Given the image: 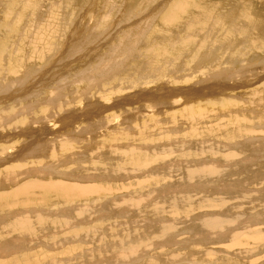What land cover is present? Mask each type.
I'll use <instances>...</instances> for the list:
<instances>
[{
    "label": "rangeland",
    "instance_id": "rangeland-1",
    "mask_svg": "<svg viewBox=\"0 0 264 264\" xmlns=\"http://www.w3.org/2000/svg\"><path fill=\"white\" fill-rule=\"evenodd\" d=\"M25 1L26 0H24L22 5H20L19 3H17L16 0H0V48H1L0 51H2L1 52L2 59L0 61V67L4 68L3 69L4 73H7V75L6 74L0 75V78H2L0 79V100L2 99V101L3 100L5 101V102L3 101V103L0 102V120H2L0 125L1 126L3 125L4 127L3 128L0 126V132H1L0 139L5 138V135H3L4 134L3 131H6V133H12V136H13L12 140L17 142V144H20L18 145L20 148L21 147L26 148L27 146H29L27 145L29 142V144L31 145L30 147L33 149V152H37V154L35 155V157H33V155H31L32 157L29 155V156L21 158L19 157L21 155L20 154L21 152L18 151L16 155H15V152L13 153V155L8 153L9 155L8 157V155L7 156L5 154L2 155V150L6 148L2 147L1 146L2 141L0 142V158L3 157L4 155H5L4 157H8V159H5V158L0 159V171L1 172H3L4 169L10 168L14 165L18 166L17 163L21 162L20 166H18L19 168L21 167L20 170L17 169V171H15V173L17 174L16 175L17 182L11 185L6 184L5 186L0 187V212L6 209L12 208V211H7L6 214L3 216L0 215V264H264V134H263L264 127L259 126V124L263 125L264 121H260L257 117L252 116V118L254 117L255 119L253 118L254 121L252 120V118L250 120L253 121L254 125H256V128L258 130L255 129L254 126H248L246 123L243 124L245 126L244 127L245 129L243 128V130L246 132H251L252 130H255V132H258L259 134L255 133V137L248 136V138L246 137L247 139H245L244 137L237 136V139L235 141H230V142L228 141L225 142L224 139L218 140L217 138L219 136L216 133H213V129L211 128L220 130L219 134L220 136H222V128L223 126H225V122L230 121L235 118H241L237 116L235 113H232L231 111L228 112L229 114L226 113L227 116L222 115V114L220 115V113L218 112H209L207 114V119H206L207 121L202 120V122L199 123L197 131L198 133L203 134V135L211 132L212 136L214 137L213 139L208 137L209 139L207 140V136H206L204 141L202 142H198L197 138H194L193 140L189 139L190 141L184 140L185 139L184 137L190 136V133L192 134V131H190V129L194 130L195 127L197 126L194 127L193 125L192 127L194 129L192 127L189 129V127L187 126V129H182L183 131L181 132L180 130L174 131V130H170L171 128L170 124H172L171 123L172 121L171 120L167 121L164 118H162L160 121L161 124H163L164 126L166 125V128L165 127L163 128L164 134L162 135V137L163 138L177 137V136L179 137L177 140L173 141L172 148H170L168 144L167 145L164 143L162 144V142H160L158 145L154 143H150L149 146L148 145L142 146V144H144V141L139 140L137 138L138 141L134 143L135 145L137 144L135 146V153L131 154V157L129 156L126 159L122 157H116L114 152L106 149V150H103L101 153H99L98 156H92V153H89L91 157L88 156L87 154L78 155L79 157L82 158V161H80L81 167L78 166L80 168L79 172L77 170H73L75 163H72V164L68 163L66 165H62L63 163H66L67 161L65 159L63 160L62 163H58L59 164L58 166L64 169L62 172L59 169L54 168L51 170L49 169L50 172L46 171L48 174L47 175L48 177L47 176L42 177V176H39L38 174V171L41 170V168L43 170V166L47 165L46 163L50 162L47 165L48 167H50L49 165H52L51 162L53 160L56 161L57 159L61 158L60 156H57L56 160L53 159V156L49 154L50 151L49 152L47 151L49 149L47 150L44 149L46 146L45 142L42 145V149H40L39 145L41 144V142L43 140H49V138L51 139V137L53 136L51 132H53V130H54V134L60 132L61 130L67 131V128L66 129L61 128V127H64L63 119L65 118V116L72 117V116H75V114L77 115L76 112L80 105L84 103H88L86 105V108H89L88 105L92 106V104L95 106L100 105V103L102 102V99L105 98L106 94L108 95V93L111 92L112 86L110 85V83L108 84V82H103L104 81L103 79V81L101 82H96V84L99 83V87H100L98 88L99 90L97 91V89L94 90L93 88L94 90L93 91L91 89V91L87 93L89 96L87 95L86 100L84 102L81 96L82 94L80 93V96H79L76 94L77 93L76 91H77V88L79 87L81 89H84L86 82L79 83L78 80L76 79H78L79 76L81 77L82 73H83V76L86 75L87 73L91 74V72L95 74H99L101 72V69L103 68L102 66L105 65L104 62H100V61H103L104 58H105L104 60L105 62H109L111 60L108 58V56H105V55L110 54V57H111V55L115 53V50L118 49L116 45L120 43L121 41L120 39H122V36L124 34L126 35V32L129 31L130 29L129 27L137 25V27L135 28H138L139 27L138 24L140 25L144 24L146 25L145 29L140 27L143 30L144 42L147 38H150V37L156 40H154V42L151 41L150 44H148L147 42L146 43L147 46L146 44H144L145 46L143 44H139L141 45V49L139 45L132 46L129 50V55L127 57V60H124V58L120 59L119 57V61L123 60V62L121 61L119 65L118 64L116 65L117 68L115 67V69H113L115 71H117V69L119 70L115 72L117 74L115 75L114 71L112 72L114 76L112 75L111 71L105 74V76L107 77L106 79L109 82H113V81H116V79H118L113 85V87H115L114 89H120L121 95L120 93H118L115 98L114 92L110 93V95L112 96L111 98L113 99L115 98L116 101L118 100V98L120 99L121 97L122 98L124 97V99L121 98L120 100H118L119 102L121 101L123 103L125 99H127L128 97L129 100H127V102L131 100L130 102L132 103V100L134 99L133 100V103H134L139 99L140 96H144V95L151 96L152 94V96L154 97L155 92L153 91H156V88L157 90L160 89L161 91H163L164 90L163 87H164L166 92H171V90L173 91V89H175L174 91L175 92L177 91V94H179L178 98H180V100L178 99V101L179 103H181L180 105H184L186 101H190L189 99L190 97L187 98L186 96L187 94L184 96L185 89H188L187 90L188 92L190 90L193 91L194 88L197 90H200V88L203 89L204 87L205 88L207 87L208 89L210 87L208 85L215 86L216 83L213 84V82H215V80L217 81V79L218 80L222 79V77H220L218 73L220 70L225 68V67L221 68V66L219 65L220 62L222 61L223 54H222V57L220 56L219 58L221 61L219 59L215 60L211 62V64L214 63V65L210 66V68L214 69L213 72H216L215 74L217 75V79L214 77V75H211V73L210 75L207 74L209 72V69H208L209 67H207V65L205 66L207 67V69L206 68L203 69L202 67H199V64H198L199 61L197 59H199L202 56L204 51L207 50L208 52L211 49L210 43L207 42V39L204 36H202V34L200 36V39L196 41V44L194 43L193 48L191 49L188 46L187 48L184 47L185 49L180 48L182 46L175 47V46H172L173 43L167 44L168 48H167V45L163 47L165 48L164 50H165L166 55L164 56L163 54H161L163 56L161 57L160 54H158L161 58L158 64L160 65L159 67L153 68V66L150 63L147 64L145 60L143 61L141 59V56L145 54L144 53L145 48L155 45L154 43H159L161 41L160 37H158L159 35L160 36L164 35L165 37L170 32L172 34L170 40H173L175 43H181V45L182 43H184L183 40L185 39L186 35L189 36V33L187 32L188 27L186 25H183L181 28H179L180 23L175 22V23L170 24V26L167 27L168 29L167 28L165 29V26H163L160 21V18L166 13V9L170 5H172L173 2L177 0H153V1L130 0L131 4L133 3V5L131 6V9L128 10L129 12L133 10L134 12L137 13L138 11L137 9L145 2L147 6L145 5L143 6V8L140 7L141 11L143 9L144 10L143 12L140 11V13L138 11L139 13V14L137 13L138 16H136L137 15L136 13L135 15H131V13L126 14V12H128L126 10L127 9L126 5L121 6L122 8L124 7V9L126 8L125 9L126 11H124L123 13L125 15L124 18L122 17L123 15H121V12L123 10L120 11L116 15V17L114 15H111V13L108 14L110 16H113V18H115V19H112V21L116 25L114 28V32L111 33L110 35H108L106 32L108 29L104 31L103 29H105V27L102 29L100 26H98L100 22L99 23L97 22L98 28L100 27L99 28L100 32H97L95 30L98 33V35L97 33L94 32L93 30L94 28L92 27H91L92 29H90L91 31L89 30L90 32L89 31L87 32L86 30L82 31L81 25L84 23L85 20L89 22L88 19L90 17L88 18V16H94V18H96L97 16H100L101 18L103 14L105 16L107 15L106 13L102 14V12H100L101 15H99V12H97L96 15L97 14L98 15L95 16V12L99 9L100 6H102V9L103 7L106 8L105 6L106 4L104 5L102 2L103 0H89L86 5L88 7L84 5V3L86 4L87 0H84V1L82 0V2L80 3L82 5L78 7L79 9L78 11L75 10L74 6L68 4L67 2L66 4H68L70 7L72 6V8L74 9L73 11L75 12L73 13V11H70L69 14H73V15L68 14L66 17L67 21L69 22L65 23V25L62 24V27L67 30V31L64 30V32L66 33L62 32L61 30L60 33L58 32L59 34L57 33L55 36V37L58 36V39L53 37V45H52V48L49 50V54H48L49 56L47 55L48 58L46 56L43 60L39 61L38 63H33L30 66L26 65L27 63H25L26 56H30L32 54L31 48L28 47L26 44H24V38L26 35V31H25L26 28H24V26L28 25V23L25 21L27 18L32 19L35 13L40 14L41 9L51 7V0L41 1V2L45 1L42 4L48 5V7L42 5L39 0H32L31 2H35V5H33L34 6L33 12H28L27 9L24 8L25 5L27 6V4H24L26 3ZM108 1L109 0H107L106 3H108ZM195 1L199 7L201 5V8H204V7L205 9L209 8L210 11L217 12V13L224 12L225 7L229 8L230 3L235 2V0H231V1L225 0L224 2L209 1V0H195ZM199 1L201 2L205 1V2L200 3ZM147 2L149 3L147 4ZM104 3H105V0H104ZM137 4L140 5L138 8H137L138 6ZM165 4H167V6ZM202 5H205V6H202ZM149 6H151L152 8ZM155 7L158 11V14L159 13L160 14L156 15L157 19L153 20L154 19L153 14H155L156 11L152 12L151 9L155 10ZM94 8L95 10L96 9L97 10L92 11L94 10ZM105 8L103 12L109 11L107 10V8L106 9ZM134 8H137V9L135 10ZM11 9H13L14 11L18 9V11H21V14H24V17H22V21L26 23L24 26L22 23L20 24L18 22L17 15H13L9 13ZM84 9H87L85 11H87L88 14L91 13L93 15H88L87 13L86 15ZM80 10L81 12H79ZM71 17L73 18V20ZM121 17H122V20L118 22L119 18L121 19ZM177 19L180 20V18H177ZM94 22L95 21L93 20V23ZM90 23L92 24V21ZM3 26L5 27L3 28ZM76 29L78 30V32L80 30L83 32L82 33L80 31L81 32L80 36L83 35L84 37H86L82 39L79 36V38L83 41L84 39L85 40L87 39L88 41L83 42L79 39L81 41L80 42L79 40H77L78 36L76 34L79 35L80 32L78 33ZM177 29L181 33L178 32ZM92 30L97 35V37L96 35L95 37H93L94 33H92ZM102 30L104 31V33ZM174 30L176 31V33L174 32ZM173 32L175 34H178V33L180 34L177 35L174 39ZM226 34L227 33L225 30H223L222 28H218L217 30L213 31L209 36L221 39L225 37ZM20 36L21 37L23 36V37L21 38ZM72 36H73V39H71ZM91 37H93V39L94 38L96 39L93 40ZM98 37L100 38L105 37L104 38L105 40H100V38ZM197 37L198 35L194 36V39L196 40ZM9 38L11 41H9ZM20 38H21V41L19 40ZM91 41H94V42H91ZM16 42L18 43L16 44ZM73 42H76L77 47L79 45H82V44L83 45L79 49L76 47L75 43ZM105 42H107V44ZM71 43H72V46L70 47ZM96 44L97 45L100 44L101 48L103 49L101 51L100 50L98 51L100 54L98 56L99 58H96V60L94 61L92 59L89 62L86 61L85 59L83 61V57L86 56V54H83V53L84 52L91 53L92 49L89 46L91 45L97 46ZM102 45H104L105 47L104 46L102 47ZM57 46H59V48ZM111 46L113 48H109ZM23 47L24 49H22ZM73 47H76L78 51H76L75 50L76 48L74 49ZM91 47L94 49L93 46ZM253 47L256 51L255 57L256 58L257 56L260 57V58H257L256 62H254L256 65L254 64V68L252 70L255 72V71H258L257 69H259L260 71L262 70V68H264V50L257 48L255 44ZM87 48L88 50L91 49L90 50L91 52L88 51ZM96 48H98V46ZM71 49H73L74 51ZM111 49H112V52H111ZM70 50L73 51V53L76 51L75 52L76 54H71L72 52L69 53ZM185 50H189V51L186 52L187 54L184 55L183 52ZM70 54L73 55V57ZM170 54L174 56L171 57ZM74 55H77V56H74ZM101 55L103 56V60H102ZM192 57L194 58L195 61H193ZM86 58L88 60L90 59L87 56ZM106 58H108L109 61H107ZM46 60L48 64H45ZM127 62H129V64H126ZM100 63H103L104 65L101 64L102 65L101 66ZM109 63H106V64H109ZM193 63H196L197 65H193ZM20 64L22 65L20 66ZM125 65H128V66L126 67ZM180 65L182 67L183 66L185 67H183L182 69ZM190 65H192V67ZM15 66H17V69L19 72L24 73V75L20 77L21 79L15 78V80H13V77H15L17 74L13 72V68ZM90 66H92V68ZM99 66L101 68L98 69ZM143 66H146V67L144 68ZM140 67L141 68L143 67V68L141 69ZM20 68L22 69L20 70ZM191 68L192 70L197 68L195 69V71L197 72L196 73L193 72L194 75L191 74L192 73V70H190ZM234 68L235 67L232 66V69L236 70ZM95 69L97 72H95ZM121 69H124L125 72L122 71ZM143 69L145 70L147 69V70L145 71ZM250 74L251 73L247 72L244 74L245 77L243 75L237 80H235L233 86L234 87L237 86V87L229 90V92L222 91L225 94L229 95V97L224 96V98L228 97V98L237 99L239 101L240 100L244 101L243 100L244 98L245 99L248 98L247 92H249L250 89H252L251 87H253V89L257 88L258 90L259 88H262V86H264V78H262L256 81L257 83L253 82L251 87L242 86L239 88V85L250 84V81H248V77L250 76ZM109 75L113 77L110 76L109 78ZM202 75L204 77H201ZM191 76H194V77H191ZM263 76H264V73H263ZM132 81H134L133 85L137 84L136 87L127 86L126 89L120 88L124 84H128ZM221 82H226V81H221ZM74 83L75 85H73ZM64 84L65 85L67 84V86H65ZM34 85L36 86V88H34L35 91L33 93L29 95L23 94V92L27 88H28L27 90H30V88ZM86 86H88V84H86ZM161 86L162 88H159ZM68 87L70 88L68 89ZM103 87L104 89H102ZM167 87L168 89L171 87L170 88L171 90H168ZM108 88H111V89L109 90ZM142 88H144L145 90H143ZM57 89H63L62 91H64L65 93L60 91L57 95ZM55 90H56V93L50 96V94L53 93ZM100 90L102 91L101 93L99 92ZM147 91L150 93L153 92L154 94L153 93L149 94L147 93ZM99 93L101 94V96ZM194 93L196 92L194 91ZM60 94L63 95V96L62 95L60 96L61 98L58 97ZM92 94H93V97L88 98ZM223 94H219L218 97L223 98ZM13 95H15L16 98H14ZM11 96L13 97V99L9 98ZM133 97H135L136 99ZM92 98H94L95 100L94 99L92 100ZM70 99L73 101H71ZM96 100H97V104L95 103ZM159 100H162V99H159ZM60 101H62V104ZM217 101H221V100L217 99ZM239 101H235V102H239ZM50 102L52 103V105H56L54 106L55 108L52 107L54 110H52L50 106L51 105ZM54 102L55 103L57 102V103L53 104ZM121 102L120 104H122ZM30 103L32 105H30ZM131 103L130 105L132 106L131 107L132 110H137L139 108L144 112L154 111L152 108L150 110L149 109L146 110V108L142 107L141 106L142 104H140L141 103L140 100H139V103L138 102L134 104L132 103L133 105ZM246 103H247L246 109L250 108V103L248 101H246ZM163 105L161 104V108ZM175 105L176 104L168 105V103H166L162 109L158 108L160 107L158 105L155 108L156 109L155 111H157V109L161 110L162 113L161 112L159 113L156 112V113L157 115L159 114L162 117L164 115V112L166 111L171 112L173 110L174 112L172 113H175L176 109H178V111L184 109V107L182 108L176 107ZM46 106L49 107V109L45 113L44 107ZM58 106L64 107V111L65 110L66 111H65V114L62 115V118L55 121V119L59 117L57 112H56L57 115L54 112V111H57ZM203 107H205L203 104L197 103L194 110L201 111ZM99 108H102V107L99 106ZM24 109L25 111H23ZM113 111H115L114 114L116 113L119 116L123 114V112L125 113L126 110L125 108H122V110L117 109L116 111L113 108ZM113 111H111V113ZM14 112H17V114L19 113V115H24L23 118L25 119V121H28L27 124H30L31 125L30 127L34 128L30 130L34 131L32 134L35 136H31L30 133H25V132H22L21 134L19 130H17V128H15V130L13 131L12 126L15 123V121L24 120L23 118L21 119L19 116L17 117L16 115L11 114ZM214 113L219 114V116H217L218 118L213 117ZM7 114H11L9 118L7 117L8 116ZM106 114L109 115L108 112H106ZM107 115L100 116L99 121L102 120L101 121L102 124L105 123L104 119L107 117ZM43 116L48 117L46 121L42 119ZM223 116L224 117L226 116L225 119H221V118H224ZM96 118L97 117L95 118L93 117L90 119L93 125L96 124L95 122L98 119ZM109 118L111 119V116L105 119V120H108L107 121L108 123L110 121ZM38 119L40 120V122ZM80 121L81 123L76 124L77 128H82L85 125L83 130L81 129L82 130L81 132L83 133V131L85 132L87 130L90 133L89 136L86 135V133H88L87 131L85 132V134H83V136H81L80 134L81 132H79L80 130L76 131L77 132L76 136L73 134H70V136L71 135L72 137L74 136L75 139H78L76 138L77 136L78 137L81 136V138H85V139L90 137V139H92V142L94 141V143H96V140L101 136V135H98L99 131L98 133L95 134V132L97 131L96 129H92V130L91 128L87 129V127L89 128V126L87 125V122L86 121L84 122L82 119ZM137 121H139L140 125H142L141 118L136 119V117L135 118L133 117V119L131 118L129 120L130 123L127 124V127L132 129L131 125H134L135 123H137ZM125 123H128V122L124 121L123 123H121L120 126L119 124H117L116 128H118V130L115 127H114V130H116V132L121 131V129L124 128L123 125ZM54 124L57 127L55 126L53 127ZM72 126H75V125L73 124ZM72 126H69V128ZM135 126L137 127V125ZM141 128H142L141 126L140 128L137 127V132H139ZM249 129L251 131H248ZM261 129H263V131ZM90 130L93 132H90ZM16 131L18 133H14ZM231 132L233 131L231 130ZM226 133H227V130H226ZM54 137L55 136H53V138ZM180 137L183 138L182 139L183 141L182 140L181 141L183 142L182 146H184V148L181 146V143H179ZM36 139H39V141H37ZM15 142L13 145L15 149L13 150L15 151L17 148L20 150V148L17 147ZM139 143H141V145ZM87 145H89V142L86 145H83V147H86ZM166 146H169V150H172L173 154L175 153L176 155L174 154L175 156L173 157L171 155V157H169L168 159H165V161L164 160L161 161V159H154L155 154H157L156 152H160L161 150L162 152H166ZM83 147H81V149H78V150L80 151L83 150ZM89 148L91 149L90 151H93V149L106 148V146L103 145L102 147H99L97 144H91ZM175 149H178V150L174 151ZM43 150H46V151H43ZM78 150L75 151L76 155H77ZM233 150H236L235 155L239 153L241 156H239V158L231 157V159L229 158L223 159L220 157L221 155L216 153V152H220L224 154L228 151L232 152ZM210 151H211V154H208ZM185 152L194 153V156H193L194 159L186 158L187 159L186 160L184 158L182 162H185V163L181 164L182 167L188 166L189 169H200L201 165L203 166L205 165L207 167V171L205 172L203 171L201 173L200 172L191 173L188 175L186 171L181 170L178 166L175 167V169L172 168L174 165H177L178 163L175 160H180L181 157L183 158L182 154H184ZM200 152H203L204 154L207 152L206 157L200 158V157H204V155H200L201 154ZM57 153L58 152H55V154ZM108 154L110 155L108 156ZM100 155L101 157H99ZM195 155H198V156H195ZM11 156H14V158L12 157V160L10 159ZM102 157H105V158H102ZM132 157H134L133 159L135 160H139V161L143 160V161H146L147 163H143L142 164L143 166L133 167L130 164ZM113 158L115 159L113 160ZM122 161L125 163H123ZM28 163H30L31 165L32 164L36 165V168L38 169L40 168L39 170L36 169L37 174L34 171L31 172L32 169L26 170V168H31L33 166V165L32 166L27 165ZM98 164L100 165V168H98ZM213 164L215 166H213ZM146 165H149V166H146ZM33 167L35 168V166ZM44 168L46 169V167ZM23 171L26 172L25 175L23 174ZM29 171L31 173H29ZM53 171H59L58 172L59 174L57 173L53 175L54 174ZM51 172H53V174H51ZM80 172H83V173L97 172L98 176L96 177L95 180L91 181L90 179H87V178H84V180H79L80 184L90 183L92 186H97V187H93L92 190L86 192V194L81 199L72 200V203L75 202L76 204L73 203L69 205L64 200H61V202L57 203V201H59V198H60L58 194L59 192L54 189H52L51 192L48 191V189L45 188V183L49 181L62 182L64 181V179L61 176L74 175V173H75V176H79L81 174ZM28 174L29 176H27ZM22 175L24 177H22ZM29 181L30 183L33 182V184H35V185L31 184L30 186L33 188L32 189L33 191L35 189L33 193H35L36 195L32 193L34 197L32 195L30 196V198L29 196H26V195H21V194L17 195L15 193L17 188L19 187L21 188L25 185H29L30 184ZM38 181H42V184L41 182H38ZM34 182H37L38 184ZM129 187L130 189L128 190ZM93 197H97V199L93 200ZM142 197L144 199L143 202L139 201L140 199H142ZM44 198H47V199H44ZM211 201H213V203L215 204L210 203ZM25 202L29 203L28 205L29 208H23V206L25 207V205L27 204ZM48 203H50L51 205ZM43 204H45V206H43ZM221 204L222 205L226 204L225 206H223L226 209L217 208V207H221L222 206ZM227 204L230 206H228ZM205 206H207V208H205ZM215 206L216 208H213ZM16 207L18 208V210L16 209ZM24 217L25 219H27L26 221L28 222V227L21 228V234H18L17 231H15V229L18 227L16 228H13V227L19 224L18 221L20 222L21 219ZM86 219L88 220L86 221ZM22 231L25 233H23ZM16 234H18L19 236ZM21 235L25 238V239H22L21 241L22 244L20 243V240L22 238ZM26 235L27 237H25ZM238 239L243 240L245 242L244 245L246 246H244L243 248L237 246V247H234V249H229L228 248L229 245H234V243H240ZM42 241H44L45 244ZM38 242H41L42 244L39 245L40 243ZM50 242L54 243V245H52V243ZM247 243L249 244V246ZM20 244L22 246H20ZM82 252L84 254H82ZM5 255H8V256H5ZM41 255L42 257H40ZM52 257H54L53 259H56V261L54 260L51 261ZM58 258H60V260Z\"/></svg>",
    "mask_w": 264,
    "mask_h": 264
},
{
    "label": "bare ground",
    "instance_id": "bare-ground-1",
    "mask_svg": "<svg viewBox=\"0 0 264 264\" xmlns=\"http://www.w3.org/2000/svg\"><path fill=\"white\" fill-rule=\"evenodd\" d=\"M17 1V3H19L20 5H22V3L24 2V0H16ZM32 0H26L25 2L26 3H24V4H27V6L25 5L24 6V8L25 9H27V11L28 12H33V10H34V6L33 5H35V2H31ZM40 2L42 1V0H39ZM84 1V0H83ZM88 1L89 0H87L86 1V4L84 3V5L86 6L87 5V3H88ZM106 1L107 0H105V3H104V0L102 1L103 2V4L106 6V8H107V10H109V11H105V12H103V10H104V8L105 7H103V9H102V6H98L99 7V9L96 11L95 10V8H94V10H92V11H96L95 12V16H97L96 15V13L97 12H99V15H101L100 14V12H102V14L103 13H106L107 15L105 16L104 14L102 15V17L100 18V16H97L98 18H100V19H98L97 17L96 18H94V16H88V20H89V22H87V20H85V19H87V18H85L84 20V23H83V21H82V31H89L90 29H92V28H94L93 30H94V32L95 33H97V32H100V27L103 29L104 27H105V29H103L104 31H106L107 29V34L108 35H110L111 33H113L114 32V28H115V23L112 21V19H115V18H113V16H110V15H108V14H110L111 13V15H114L115 17H116V15L120 12V11H122L121 12V15H123L122 17L124 18V11H128V10H130L131 9V6L133 5V3L131 4V2H130V0H109L108 1V3H106ZM129 1V2H128ZM150 1H153V0H150ZM209 1H222V2H224L225 0H209ZM231 1V0H230ZM5 2V1H4ZM37 2V1H36ZM43 2H45V1H43ZM43 2H41V4L43 3ZM47 2V1H46ZM68 2V4H70V5H72V6H74V8H75V10H79L78 9V7H80V5H82V4H80L81 2H82V0H51V7H48V5H45V4H42V5H44V6H47L48 8H44V9H41L40 10V14H37V13H35V15H34V17L32 18V19H30V18H27L26 19V21L25 22H27L28 23V25H26V26H24L26 23L25 22H23L22 21V17H24V14H21V11H18V9L16 10V11H14L13 9H11L10 10V12L9 13H11V14H13V15H17V17H18V22L21 24H23V26H24V28H26V35H25V38H24V44H26L28 47H30L31 48V50H32V54L30 55V56H26V62L25 63H27L26 65H28V66H30V65H32L33 63H38L39 61H41V60H43L48 54H49V50L52 48V45H53V37L54 38H57L58 39V36L57 37H55L56 36V34L59 32L60 33V31L62 30V32H64V30L65 31H67L66 29H64L63 27H62V24L63 25H65V23H68L69 21H67V15L69 14V12L70 11H73L74 9L72 8V6L70 7L68 4H66ZM137 2V1H136ZM168 2V1H167ZM200 3H204V2H201V1H199ZM50 3V2H49ZM149 2H147V4H148ZM155 3V2H154ZM4 4V3H3ZM47 4V3H46ZM135 4V3H134ZM157 4V3H156ZM160 4V3H159ZM5 5H7V4H5ZM83 5V6H84ZM96 5V4H95ZM99 5V4H98ZM122 5H126V7H127V9L125 10L124 9V7L122 8L121 6ZM138 6H137V8L140 6L139 4H137ZM146 5V2L144 3V4H142L140 7H142L143 8V6H145ZM166 6H167V4H165ZM40 6V5H39ZM38 6V7H39ZM130 6V7H129ZM147 6V5H146ZM154 6H156V5H154ZM165 6V7H166ZM202 6H205V5H202ZM207 6V5H206ZM218 6V5H217ZM36 7V6H35ZM86 7H88V6H86ZM134 7V6H133ZM134 8L135 10L137 9L138 11H139V13H140V9L141 8ZM149 7H151V6H149ZM158 7V6H157ZM164 7V8H165ZM213 7V6H212ZM14 8V7H13ZM105 8V9H106ZM152 8V7H151ZM150 8V9H151ZM162 8V7H161ZM160 8V9H161ZM81 9H83V8H81ZM88 9V8H87ZM87 9H84V11L85 10H87ZM92 9H93V7H92ZM35 10H36V8H35ZM89 10H90V8H89ZM144 10V9H143ZM143 10L141 11V12H143ZM154 9H151V11L152 12H155V14H153V20H155V19H157L156 18V15H159L158 14V11H157V9H156V7H155V10L153 11ZM38 11V10H37ZM132 11V12H131ZM129 13L128 12H126V14H130L131 13V15H135V13L136 12H134L133 10H131ZM138 11H137V13H138ZM162 11V10H161ZM75 11H73V13H74ZM79 12H81V10L79 11ZM78 12V13H79ZM7 13V12H6ZM88 14V12L87 11H85V14ZM132 13H134V14H132ZM136 13V14H137ZM138 13V14H139ZM84 14V15H85ZM86 14V15H87ZM138 14L136 15V16H138ZM33 15V14H32ZM69 15H73V14H69ZM88 15H93V14H88ZM140 16V15H139ZM27 17V16H26ZM76 17V16H75ZM85 17V16H84ZM122 17H121V19L119 18V20H118V22L119 21H121L122 20ZM6 18V17H5ZM69 18V17H68ZM72 18V17H71ZM111 18V19H110ZM133 18V17H132ZM135 18V17H134ZM177 18H180V20H178ZM117 19V18H116ZM9 20V19H8ZM72 20H73V18H72ZM93 20L95 21L94 23H93ZM67 21V22H66ZM76 21V20H75ZM78 21V20H77ZM92 21V24L90 23ZM111 21V22H110ZM160 21H161V23H162V25L163 26H165V29L167 28V27H169L170 26V24H172V23H177V22H179L180 23V27L179 28H181L183 25H186L187 27H188V33H189V36H187L186 35V37H185V39L183 40V42L184 43H182V45H181V43H175L173 40H170L171 39V33L169 32V34L168 35H166L165 37H164V35H159L158 37H160V39H161V41L159 42V43H154L155 45H152V46H150V47H147V48H145V51H144V55H142L141 56V59L144 61L145 60V62L147 63V64H151L152 66H153V68L154 67H159L160 65H158L159 64V62H160V56L161 57H163L161 54H163L164 56L166 55V53H165V48H163V47H165L167 44H172L173 43V45L172 46H175V47H180V46H182V47H180V48H183V49H185L184 47H186L187 48V46L191 49V48H193V45H194V43L196 44V41L197 40H199L200 39V36H201V34H202V36H204L206 39H207V42H209L210 43V47H211V49L207 52V50L206 51H204V53L202 54V56L199 58V59H197L199 62H198V64H199V67H202L203 69L204 68H206L207 69V67H209L208 69H209V72L207 73V74H209L210 75V73H211V75H214V77L217 79V75L215 74L216 72H213L214 71V69L213 68H210V66L211 65H214V63H212L211 64V62H213V61H215V60H218L219 58H220V56L222 57V54H223V58H222V61L220 62V66H221V68L222 67H225V68H223L222 70H220L219 71V73H218V75L220 76V77H222V79L221 80H218L217 79V81L215 80V82H213V84H215V86L213 85H208V86H210L208 89H207V87L205 88H200V90H197V89H193V91L192 90H190V91H192V92H188L187 90L188 89H185V91H187V92H185L184 91V96L186 95L187 96V98L188 97H190L189 99H190V101H186V103H184V105H180L181 103H179V101H178V99L180 100V98H178L179 97V94H177V91L175 92L174 90L175 89H173V91L170 89L171 87H173V86H171L169 89H168V87H167V89L168 90H171V92H166V90H165V88L163 87V89L165 90H163V91H161L160 89H158L157 90V88H156V91H153V92H155V96L153 97L152 96V94L151 93H153V92H148L147 91V93H149V94H151V96H149V95H144V96H140L139 97V99L136 101V102H138L139 103V100H140V104H142L141 106L142 107H144V108H146V110L147 109H153L154 111L156 110L155 108L159 105L160 107H158V108H160V109H162L163 107H164V105L166 104V103H168V105L170 104V105H174V104H176L175 106L176 107H184V109L183 110H179L178 111V109H176L175 110V113H172V112H174L173 110L171 111V112H164V115L161 117L159 114L157 115V113L156 112H161V110H158L157 109V111H148V112H144V111H142L141 109H137V110H132L131 109V105H130V103L129 102H127V100H129L128 99V97H127V99H125V104H124V102L122 103L121 101V103L122 104H120V102L118 101V100H120L119 98H118V102L115 100V98H116V95L118 94V93H120L121 91H120V89H114L115 87H113V85L115 84V82L118 80V79H116V81H113V82H109L106 78V76H105V74L106 73H108V72H110L111 71V73L114 71V74L116 75L117 73H115V72H117V71H119L118 69H117V71H115V70H113V69H115V67H116V65L118 64H120V62L122 61L123 62V60H121V61H119V57H120V59H123L124 58V60H127V57H128V55H129V50H130V48L132 47V46H137V45H139V44H146L147 42H148V44H150V42L152 41V42H154V40H156V39H152V37H150V38H147L146 40H145V42H144V39H143V30L140 28V27H142V28H144L145 29V27H146V25H144V24H142V25H140V24H138L139 25V27L138 28H135V27H137V25H134V26H132V27H129L130 29H129V31L128 32H126V35L124 34L123 36H122V39H120L121 41H120V43L118 44V45H116L117 46V50H115V53L114 54H112L111 55V57H110V54L108 55V54H106L105 56H108V58L109 59H111L110 61H109V59L108 58H106L107 59V61H109V62H105L104 60H105V58H104V60H103V56H102V60L103 61H100V59H99V61L100 62H104L105 63V65L103 64V63H100V65L101 64H103L104 66H102L103 68L101 69V72L98 70L99 68H101L100 66L98 67V71L100 72H98L99 74H95V73H92L91 71V74H86V75H84L83 76V73L81 74V77L79 76V78L78 79H76V80H78V82L80 83V82H86L85 83V87H84V89H81L80 87L79 88H77V95H79L80 96V93L82 94L81 96H82V99H83V101L85 102V100H86V97H87V93L89 92V91H91V89L93 90V88H94V90L95 89H97V91L99 90L98 88H100L99 87V83L98 84H96V82H101V81H103V79H104V81L103 82H108V84L110 83V85L112 86V89L111 88H108L109 90L111 89V92H109L108 93V95L106 94V96H105V98L104 99H102V102L100 103V105H93L92 104V106H90V105H88L89 106V108H86V105L88 104V103H84V104H82L81 102V104L82 105H80L79 106V108H78V110H77V115L75 114V116H77V117H75V116H70V117H66L65 116V118L63 119V123H64V127H61V128H67V131H64V130H61L60 132H58V133H56V134H54V130H53V132H51L52 133V135L53 136H55L54 138H53V136L51 137V139L49 138L50 137V135H49V140H43L42 142H41V144L39 145V147H40V149H42V145H43V143L45 142V144H46V146H45V148L44 149H49V150H47L48 152H49V154L50 155H52L53 156V159H57L56 157L57 156H60L61 158L60 159H57L56 161H52L51 162V164L52 165H49L50 167H48L47 165H48V163H50V162H48V163H46L47 165L46 166H43V170H42V168H41V170H39L38 168H36V165H33V166H35V168L30 164V163H28L27 165H31L32 167L31 168H26V170L27 169H32V171L31 172H35L36 174H37V170H39L38 171V174H39V176H42V177H44V176H47L48 174H47V172L49 171V169L51 170V169H54V168H56V169H59L61 172L64 170L63 168H61L60 166H58L59 164L58 163H62L63 162V160H67L66 161V163H63L62 165H66V164H68V163H75V168L73 167V170H77L78 172H79V167H81V164H80V161H82V158L81 157H79L78 155H80V154H87L88 156H90L91 157V155L89 154V153H92V156H98L99 155V153H101L103 150H111L112 152H114L115 153V156L116 157H122V158H124V159H126V158H128L129 156L131 157V154H133V153H135V146L137 145H135L134 143L136 142V141H138V139L139 140H142V141H144V144H142V146H146V145H150V143H154V144H159L160 142H162V144L164 143V144H168L169 146H170V148H172V143H173V141H175V140H177L179 137L177 136V137H168V138H163L162 137V135L164 134L163 133V128L165 127L166 128V125L164 126L163 124H161V119L162 118H164L165 120H171L172 122V124H170V130H174V131H179L180 130V132L181 131H183L182 129H187V126L189 127V129L194 125V127L195 126H197V127H195V129L194 130H192V129H190V131H192V134L190 133V136H186V137H184L185 139V141L186 140H189V139H194V138H197V141L198 142H202V141H204V139H205V137L207 136V140L209 139V138H212L213 139V137L214 136H212V133L211 132H209V133H207V134H200V133H198V126H199V123L200 122H202V120H204V121H207L206 119H207V114L209 113V112H218V113H220V115L222 114V115H226V113H228L229 111H231L232 113H235L237 116H239V117H241V118H235V119H232V120H230V121H227V122H225V126H223V128H222V136H220V134H219V131L220 130H216L215 128H211V129H213V133H216L219 137L217 138L218 140H221V139H224L225 140V142L226 141H228V142H230V141H235L236 139H237V136H239V137H244L245 139H247L248 138V136H251V137H255V133H258V132H255V130H248V131H251V132H246V131H244L243 130V128L245 127L243 124H247L248 126H254V128L255 129H257L256 128V125H254V123H253V121H254V117H257L260 121H264V86H262V88H259L258 90H257V88L256 89H253V87H251V85H252V83L254 82H256V81H258V80H260V79H262V78H264V76H263V73H264V68H262V70H260L259 71V69H257L258 71H253L252 69L254 68V62H256L257 61V58H260V57H258L257 56V58L255 57V53H256V51H255V49H254V44L256 45V47L257 48H259V49H262V50H264V0H235V2H231L230 3V7L228 8V7H225V11L224 12H220V13H217V12H213V11H210V9L209 8H207V9H205V7L204 8H201V5H200V7L197 5V3H196V1L195 0H177V1H175V2H173V4L172 5H170L167 9H166V13L160 18ZM9 22V21H8ZM71 22V21H70ZM97 22L99 23L98 24V26H100L99 28H98V26H97ZM4 23V22H3ZM69 25V24H68ZM77 26H78V24H77ZM5 26H3V28H4ZM92 27V28H91ZM97 27V28H96ZM18 28H20V27H18ZM68 28V27H67ZM135 28V29H134ZM163 28V27H162ZM218 28H222L223 30H225L226 31V36L225 37H223V38H221V39H218V38H214V37H211V36H209L213 31H215V30H217ZM7 29V28H6ZM14 29V28H13ZM77 29H79V28H77ZM76 29V31L78 32V30ZM168 29V28H167ZM12 30V29H11ZM93 30H92V33H94L93 32ZM97 32H96V31ZM102 30V31H103ZM172 30V29H171ZM176 30V29H175ZM174 30V32L176 33V31ZM81 31V30H80ZM79 31V32H80ZM81 31V32H82ZM91 31V30H90ZM89 31V32H90ZM104 31H103V33H104ZM165 31V30H164ZM177 31L178 32H180L178 29H177ZM78 32V33H79ZM81 32H80V34L78 35V34H76L77 36H78V39L77 40H79L80 38H79V36L81 35ZM87 32H86V34H87ZM173 32V33H174ZM58 33V34H59ZM64 33H66V32H64ZM76 33V32H75ZM83 33V32H82ZM94 33V35L93 34H91V35H93V37H95V34ZM174 33V39H175V37L177 36V35H179L180 33H178V34H175ZM8 34V33H7ZM89 34V33H88ZM187 34V33H186ZM14 35V34H13ZM62 35V34H61ZM64 35H66V34H64ZM63 35V36H64ZM67 35H68V33H67ZM97 35H98V33H97ZM97 35H96V37H97ZM157 35V34H156ZM155 35V36H156ZM196 35H198V37H197V39L195 40L194 39V36H196ZM60 36V35H59ZM99 36H100V34H99ZM168 36H170V37H168ZM17 37V36H16ZM21 37V36H20ZM23 37V36H22ZM21 37V38H22ZM61 37V36H60ZM67 37V36H66ZM82 39L83 38H86V37H84L83 35L82 36H80ZM90 37V36H89ZM93 37H91L92 39H93ZM105 37H106V35H105ZM104 37V38H105ZM120 37V36H119ZM6 38H7V36H6ZM21 38L19 39L20 41H21ZM75 38V37H74ZM98 38H100V37H98ZM104 38H100V40H105ZM173 38V37H172ZM14 39V38H13ZM71 39H73V36L71 37ZM94 39H96V38H94ZM93 39V40H94ZM159 39V40H160ZM179 39V38H178ZM59 40H60V38H59ZM62 40V39H61ZM66 40V39H65ZM81 40V39H80ZM79 40V41H80ZM181 40V39H180ZM9 41H11L10 40V38H9ZM78 41V42H79ZM81 41H83V40H81ZM80 41V42H81ZM84 41H88L87 39L85 40L84 39ZM83 41V42H84ZM107 41V40H106ZM14 42V41H13ZM72 42V41H71ZM91 42H94V41H91ZM109 42V41H108ZM2 43V42H1ZM9 43V42H8ZM11 43V42H10ZM18 42H16V44H17ZM55 43V42H54ZM59 43V42H58ZM61 43V42H60ZM63 43V42H62ZM69 43V42H68ZM73 43H75V45H76V42H73ZM100 43H101V41H100ZM106 44H107V42H105ZM110 43V42H109ZM108 43V44H109ZM95 44V43H94ZM103 44V43H102ZM112 44V43H111ZM75 45H73V46H75ZM83 45V44H82ZM82 45H79L78 47H77V45H76V47L77 48H79L80 49V47H82ZM97 45V44H96ZM60 46V45H59ZM59 46H57L58 48H59ZM66 46H67V44H66ZM72 46V43L70 44V47ZM89 46V45H88ZM91 46H95V45H91ZM91 46H89L90 48V50L92 51H90V50H88V48H87V50L88 51H90L91 53H86V52H84L83 54H86V56L88 57V58H90L89 60L86 58V56L85 57H83V61H84V59L86 60V61H90V60H92L93 59V61L94 60H96V58H99L98 56L100 55L99 54V50L101 51V50H103L102 48H101V46H100V44L99 45H97L98 46V48H96L97 46H95L94 47V49L91 47ZM100 46V47H99ZM104 45H102V47H103ZM114 46V45H113ZM145 46V45H144ZM146 46H147V44H146ZM25 47V46H24ZM24 47L22 48V49H24ZM50 47V48H49ZM76 47H73L74 49L76 48ZM105 47V46H104ZM115 47V46H114ZM139 47H140V49H141V45H139ZM13 48V47H12ZM16 48V47H15ZM57 48V49H58ZM67 48V47H66ZM77 48L75 49L76 51H78L77 50ZM109 48H113L112 46L111 47H109ZM159 48V49H158ZM167 48H168V45H167ZM1 49V48H0ZM5 49V48H4ZM44 49V50H43ZM55 49H56V47H55ZM189 49V50H190ZM14 50V49H13ZM30 50V49H29ZM61 50H63V49H61ZM71 50H73V49H71ZM69 51V53H71V54H76L75 52L73 53V51ZM189 50H185L184 52H183V54L185 55V54H187L186 52H188ZM236 50V51H235ZM4 51V50H3ZM5 51H7V50H5ZM9 51V50H8ZM53 51V50H52ZM64 51H66V50H64ZM1 52L2 51H0V61H1V59H2V56H1ZM111 52H112V49H111ZM110 52V53H111ZM113 52H114V50H113ZM138 52V51H137ZM29 53V52H28ZM55 53V52H54ZM109 53V52H108ZM263 53V52H262ZM20 54V53H19ZM70 54V55H71ZM121 54V55H120ZM158 54H160V56L158 55ZM182 54V55H183ZM189 54V53H188ZM21 55V54H20ZM23 55V54H22ZM137 55V54H136ZM263 55V54H262ZM49 56V55H48ZM48 56H47V58H48ZM64 56V55H63ZM72 57H73V55H71ZM74 56H77V55H74ZM138 56V55H137ZM169 56V55H168ZM170 56L171 57H173L174 55H171L170 54ZM187 56H189V55H187ZM16 57V56H15ZM65 57V56H64ZM63 57V58H64ZM113 57H115V58H113ZM140 57V56H139ZM183 57V56H182ZM186 57V56H185ZM217 57V58H216ZM5 58H6V56H5ZM14 58V57H13ZM46 58V59H47ZM82 58V57H81ZM80 58V59H81ZM193 58V57H192ZM24 59V58H23ZM11 60V59H10ZM15 60V59H14ZM13 60V61H14ZM50 60V59H49ZM52 60V59H51ZM190 60H192V59H190ZM196 60V61H197ZM77 61V60H76ZM82 61V60H81ZM171 61V60H170ZM193 61H195L194 60V58H193ZM238 61V62H237ZM11 62V61H10ZM43 62V61H42ZM80 62V61H79ZM119 62V63H118ZM168 62V61H167ZM71 63V62H70ZM85 63V62H84ZM106 63H109V64H106ZM169 63V62H168ZM197 63V62H196ZM196 63H193V65H197ZM45 64H48L47 63V60H46V63ZM66 64H68V63H66ZM81 64V63H80ZM126 64H129V62H127ZM131 64V63H130ZM143 64H145V63H143ZM182 64V63H181ZM186 64V63H185ZM226 64H227V66H226ZM242 66H241V65ZM258 64H260V63H258ZM22 64H20V66H21ZM40 65V64H39ZM188 65V64H187ZM186 65V66H187ZM207 65V67H205ZM256 65V64H255ZM10 66V65H9ZM38 66V65H37ZM95 66V65H94ZM126 67L128 66V65H125ZM152 66H150V67H152ZM181 66V65H180ZM191 67H192V65H190ZM232 66L233 67H235L234 69H236V70H233L232 69ZM240 66H241V68H240ZM5 67V66H4ZM33 67V66H32ZM71 67V66H70ZM91 68H92V66H90ZM144 68L146 67V66H143ZM142 67V68H143ZM148 67V66H147ZM183 67H185V66H183ZM183 67L181 66V68L183 69ZM195 67V66H194ZM193 67V68H194ZM262 67V66H261ZM23 68H24V66H23ZM27 68V67H26ZM37 68V67H36ZM40 68V67H39ZM95 68V67H94ZM117 68V67H116ZM119 68H120V66H119ZM141 68V67H140ZM141 68V69H142ZM258 68V67H257ZM3 69L4 68H2V67H0V75L1 74H6L7 75V73H4V71H3ZM22 68H20V70H21ZM33 69V68H32ZM35 69V68H34ZM55 69V68H54ZM84 69V68H83ZM88 69H89V67H88ZM88 69H87V71H88ZM127 69V68H126ZM175 69V68H174ZM195 69H197V68H195ZM195 69H193L192 70V68L190 69V70H192V75H194L193 74V72H197V71H195ZM31 70V69H30ZM36 70V69H35ZM91 70V69H90ZM92 70H94V69H92ZM122 71H124V69H121ZM143 70H145V69H143ZM147 70V69H146ZM145 70V71H146ZM185 70H186V68H185ZM26 71H27V69H26ZM48 71V70H47ZM86 71V70H85ZM136 71H137V69H136ZM180 71V70H179ZM182 71V70H181ZM201 71H203V70H201ZM13 72L14 73H17L16 74V76L15 77H13V80H15V78H18V79H21L20 77L21 76H23L24 75V73H22V72H19L18 71V69H17V66H15L14 68H13ZM39 72V71H38ZM65 72V71H64ZM95 72H97L96 71V69H95ZM125 72V71H124ZM139 72H141V71H139ZM156 72H158V71H156ZM155 72V73H156ZM167 72V71H166ZM191 72V71H190ZM199 72V71H198ZM206 72H207V70H206ZM251 73L250 74V76L248 77V81H250V84H246V85H239V88L240 87H242V86H244V87H246V86H250L252 89H250V91L249 92H247V96H248V98H247V96H246V98L247 99H243L244 101H239V100H237V99H234V98H228L229 97V95L228 94H225L224 92L225 91H228L229 92V90H231V89H233V88H235V87H237V86H233L234 85V81L235 80H237L238 78H240L241 76H243L245 73ZM149 73V72H148ZM147 73V74H148ZM160 73V72H159ZM85 74V73H84ZM143 74V73H142ZM147 74H146V76H147ZM158 74V73H157ZM255 74H257V75H255ZM12 75H14V74H12ZM25 75H27V74H25ZM112 75H113V73H112ZM124 75V74H123ZM183 75V74H182ZM98 76V77H97ZM110 76L111 75H109V78H110ZM114 76V75H113ZM113 76H111V77H113ZM139 76V75H138ZM145 76V75H144ZM206 76V75H205ZM7 77V76H6ZM105 77V78H104ZM142 77V76H141ZM191 77H194V76H191ZM201 77H204L203 75L201 76ZM244 77H245V75H244ZM244 77H242V78H244ZM247 77V76H246ZM125 78V77H124ZM158 78V77H157ZM0 79H2V78H0ZM11 79V78H10ZM50 79V78H49ZM156 79V78H155ZM159 79V78H158ZM246 79V78H245ZM6 80H8V79H6ZM114 80V79H113ZM141 80V79H140ZM140 80H138V81H140ZM44 81V80H43ZM175 81V80H174ZM208 81H210V80H208ZM221 81H226V82H221ZM31 82V81H30ZM102 82V83H103ZM133 82L134 81H132V82H130V83H128V84H124L123 86H121L120 88H125L126 89V87L127 86H135L136 87V85H133ZM170 82V81H169ZM206 82V81H205ZM241 82V81H240ZM245 82V81H244ZM24 83V82H23ZM41 83V82H40ZM78 83V84H79ZM101 83V84H102ZM140 83V82H139ZM166 83V82H165ZM212 83V82H211ZM257 83V82H256ZM259 83H261V82H259ZM86 84H88V86H86ZM96 84V85H95ZM106 84V83H105ZM120 84V83H119ZM122 84V83H121ZM240 84V83H239ZM65 85V84H64ZM73 85H75V83L73 84ZM77 85V84H76ZM259 85H261V84H259ZM28 86V85H27ZM65 86H67V84L65 85ZM80 86V85H79ZM120 86V85H119ZM164 86V85H163ZM102 87V86H101ZM34 88H36V86L34 85V86H32L31 88H30V90H25L24 92H23V94H25V95H29V94H31V93H33L34 91H35V89ZM61 88H62V86H61ZM65 88V87H64ZM70 87H68V89H69ZM159 88H162V86L161 87H159ZM34 89V90H33ZM102 89H104V87L102 88ZM143 90H145L144 88H142ZM31 90H33V91H31ZM41 90V89H40ZM63 89H57V95H58V93L61 91V92H64V91H62ZM66 90V89H65ZM93 90V91H94ZM106 90H107V88H106ZM122 90V89H121ZM177 90V89H176ZM151 91V90H150ZM194 91L196 92V93H194ZM222 91H224V92H222ZM100 93L102 92L101 90L99 91ZM103 92H104V90H103ZM106 92V91H105ZM114 92V95H115V98L113 99V98H111L112 96L110 95V93H113ZM144 92H146V91H144ZM166 92V93H165ZM198 92V93H197ZM218 92V93H217ZM220 92H222V93H220ZM54 93H56V90L53 92V93H51L50 94V96L52 95V94H54ZM65 93V92H64ZM64 93H62V94H64ZM73 93V92H72ZM99 93V94H100ZM141 93H142V91H141ZM140 93V94H141ZM216 93V94H215ZM224 93V94H223ZM246 93V92H245ZM62 94H60L58 97H60ZM104 94V93H103ZM102 94V95H103ZM143 94H145V93H143ZM142 94V95H143ZM154 94V93H153ZM219 94H223V98H221V97H218L219 96ZM120 95H121V93H120ZM127 95V94H126ZM136 95H138V94H136ZM135 95V96H136ZM234 95V94H233ZM63 96V95H62ZM89 96V95H88ZM94 96H95V94H94ZM97 96V95H96ZM100 96H101V94H100ZM123 96V95H122ZM184 96H183V98H184ZM224 96H228V97H225L224 98ZM13 97L14 98H16V96L15 95H13ZM13 97L11 96V97H9L10 99H13ZM91 97H93V94L90 96V97H88V98H91ZM126 97V96H125ZM2 98H4V97H2ZM51 98V97H50ZM61 98V97H60ZM60 98H58V99H60ZM95 98V97H94ZM94 98H92V100L94 99ZM101 98V97H100ZM131 98V97H130ZM133 98H135V97H133ZM4 99H6V98H4ZM79 99H80V97H79ZM122 99H124V97L122 98ZM136 99V98H135ZM159 99H162V100H159ZM217 99L218 100H221V101H217ZM71 100V99H70ZM77 100H78V98H77ZM95 100V99H94ZM99 100H101V99H99ZM134 100V99H133ZM133 100H132V103H133ZM182 100V99H181ZM248 101L249 103H250V108H248V109H246V106H247V103H246V101ZM4 101V100H3ZM3 101H2V99L0 100V102H2L3 103ZM7 101V100H6ZM51 101V100H50ZM56 101H58V100H56ZM71 101H73V100H71ZM81 101V100H80ZM235 101H239V102H235ZM5 102V101H4ZM61 102V104H62V101H60ZM63 102H64V100H63ZM90 102V101H89ZM93 102V101H92ZM95 102V101H94ZM136 102H134V103H136ZM51 103V102H50ZM57 103V102H56ZM55 102L53 103V104H56ZM96 104H97V100H96V102H95ZM94 103V104H95ZM131 103V104H132ZM133 103V104H134ZM188 103V104H187ZM197 103H199V104H203L205 107H203V109L201 110V111H197V110H194V108H195V106L197 105ZM5 104V103H4ZM60 104V105H61ZM69 104V103H68ZM67 104V105H68ZM78 104V103H77ZM132 104V105H133ZM161 104L163 105L162 106V108H161ZM3 105V104H2ZM30 105H32L31 103H30ZM58 105V104H57ZM74 105V104H73ZM249 105V104H248ZM51 108L52 107H54V106H56V105H52V103H51ZM99 106H101L102 108H99ZM150 106V107H149ZM104 107V108H103ZM165 107H167V106H165ZM26 108H27V106H26ZM45 108V113L47 112V110L49 109V107H44ZM55 108V107H54ZM108 108H110V109H108ZM113 108H114V110H116L117 111V109H120V110H122V108H125V113L123 112V114H121V115H119L118 116V114H114V112L115 111H113ZM174 108V107H173ZM72 109V108H71ZM131 109V110H130ZM135 109V108H134ZM198 109H200V108H198ZM52 110H54L53 108H52ZM56 110V109H55ZM145 110V111H146ZM23 111H25V109L23 110ZM66 111V110H65ZM65 111H64V107H62V106H58V108H57V111H54L55 112V114H56V112H57V114L59 115V117L58 118H56L55 119V121L56 120H58V119H60V118H62V115H64L65 114ZM111 111H113L112 113H111ZM136 111V112H135ZM106 112H108V114L109 115H107L106 114ZM45 113H43V114H45ZM52 113V112H51ZM62 113V114H61ZM122 113V112H121ZM148 113V114H147ZM162 113V112H161ZM180 113V114H179ZM218 113H214L213 114V117H217V116H219V114ZM231 113V114H232ZM11 114H14V115H16L17 117L19 116L21 119L24 117V115H19V113L17 114V112H14V113H11ZM11 114H7L8 116V118L10 117V115ZM56 114V115H57ZM68 114H70V113H68ZM229 114V113H228ZM13 115V116H14ZM27 115V114H26ZM32 115V114H31ZM52 115V114H51ZM61 115V116H60ZM74 115V114H73ZM103 115H107V117L106 118H108L109 116H111V119H110V121H109V123L107 122L108 120H105L104 119V121H105V123L104 124H106V125H104V124H102V120L101 121H99V118H100V116H103ZM211 115V114H210ZM227 116V115H226ZM225 116V117H226ZM252 116H254L253 118H252ZM95 118V117H97L95 120H96V124H92L91 123V121H90V119L91 118ZM105 117V116H104ZM133 117L135 118L136 117V119H142V125H140V123H139V121H137V123H135L134 125H131V127H132V129H130V128H128L127 127V124H129L130 122H129V120L132 118L133 119ZM221 117V116H220ZM224 117V116H223ZM225 117L224 118H221V119H225ZM4 118V117H3ZM48 117L47 116H43L42 117V119L43 120H45L46 121V119H47ZM218 118V117H217ZM252 118V120H250ZM24 119V118H23ZM83 120L84 122L86 121L87 122V125L89 126V128L87 127V125H86V127H87V129H90L91 128V130L92 129H96L97 131L95 132V134L96 133H98V131H99V133H98V135H101L99 138L98 137H96V138H98L97 140H96V143H94V141L92 142V139H90V137H88L87 139H85V138H81V136H83V134H85V132L87 131L86 129V131L84 132L83 131V133L81 132L82 130H83V128L85 127V125H84V127H82V128H77V126H76V124L78 123H81V121L80 120ZM35 120V119H34ZM33 120V121H34ZM39 120V119H38ZM257 120V119H256ZM255 120V121H256ZM37 121V120H36ZM53 121V120H52ZM82 121V122H83ZM98 121V122H97ZM124 121H126V122H128V123H125L124 125H123V127L124 128H122L121 129V131H119V132H116V130H114V127L116 128L117 127V124H119V126L121 125V123H123ZM2 122V120H0V123ZM26 122V123H25ZM39 122H40V120H39ZM50 122V121H49ZM58 122V121H57ZM57 122H56V124H57ZM90 122V123H89ZM100 122H101V124H100ZM28 123V121H25V119L23 120V121H21V120H17V121H15V123L13 124V131L15 130V128H17V130H19V132L22 134V132H25V133H30V135L31 136H35V135H33L32 133L34 132V131H32V130H30V129H34V128H31L30 126V124H27ZM38 123V122H37ZM47 123V122H46ZM51 123H53V122H51ZM55 123V122H54ZM205 123V122H204ZM260 123V122H259ZM48 124V123H47ZM75 125L76 126V128H77V130H76V128H75V126H72V125ZM257 124V123H256ZM37 125V124H36ZM52 125V124H51ZM50 125V126H51ZM62 125V124H61ZM81 125V124H80ZM83 125V124H82ZM100 126V128H99V126ZM102 125H104V126H102ZM135 125H137V127L138 128H140V126L142 127L141 128V130L139 131V132H137V127L135 126ZM139 125V126H138ZM1 126V125H0ZM38 126H40V125H38ZM44 126V125H43ZM57 127L58 126V124H57V126L54 124L53 125V127ZM63 126V125H62ZM69 126H72V127H70L69 128ZM259 126H261V127H264V123H263V125H261V124H259ZM1 127H3V125L1 126ZM22 127V128H21ZM78 127H80V126H78ZM122 127V126H121ZM181 127V128H180ZM4 128V127H3ZM19 128H21V129H19ZM26 128V129H25ZM60 129V128H59ZM82 129V130H81ZM99 129V130H98ZM117 130H118V128H116ZM120 129V128H119ZM245 129V128H244ZM48 130V129H47ZM78 130H80L79 132H81L80 134H81V136H77L76 138H78V139H75L74 138V136L72 137V135L70 136V134H73V135H75L76 136V131H78ZM90 130V132H93V131H91ZM210 130V129H209ZM208 130V131H209ZM226 130H227V133H226ZM231 130L233 131V132H231ZM258 130V129H257ZM262 131H263V129H261ZM49 131H50V129H49ZM74 131V132H73ZM165 131V130H164ZM190 131H188V132H190ZM88 132V131H87ZM166 132V131H165ZM187 132V133H188ZM231 132V133H230ZM1 133V132H0ZM3 135H5V138H2V139H0V142L2 141V147H5L6 149H4V150H2V155L3 154H5L6 156L8 155V153H10V154H12L13 155V153L15 152V155H16V153L19 151V152H21L20 154V156L19 157H21V158H23V157H26V156H31V155H33V157H35V155L37 154V152H33V149L30 147L31 145L29 144V142H28V144L27 145H29V146H27L26 148H20L18 145H20V144H17V142H15V141H13L12 140V138H13V136H12V133H6V131H3ZM14 133H18L17 131L16 132H14ZM75 133V134H74ZM122 133V134H121ZM186 133V134H187ZM248 133V134H247ZM261 133V132H260ZM41 134V133H40ZM39 134V135H40ZM89 132L88 133H86V135L87 136H89ZM92 134V133H91ZM105 134V135H104ZM259 134V133H258ZM264 134V133H263ZM19 135V134H18ZM29 135V134H28ZM78 135H79V133H78ZM261 135V134H260ZM31 136H29V137H31ZM97 136V135H96ZM209 137V138H208ZM247 137V138H246ZM35 138H37V137H35ZM46 138V137H45ZM93 138V137H92ZM95 138V137H94ZM138 138V139H137ZM22 139H24V138H22ZM100 139V140H99ZM183 138L182 137H180V139H179V143H181V146L183 145V140H182ZM31 140V139H30ZM29 140V141H30ZM37 141H39V139H36ZM182 140V141H181ZM18 141V140H17ZM27 141V140H26ZM32 141H33V139H32ZM190 141V140H189ZM5 142V143H4ZM14 142L16 143V145H17V147H19L20 148V150L17 148L15 151L13 150V149H15L14 148ZM89 142V145H87L86 147H83V145H86L87 143ZM27 143V142H26ZM23 144V143H22ZM21 144V145H22ZM39 144V143H38ZM91 144H97L99 147H102L103 145H105L106 146V148H97V149H93V151H90L91 149L89 148L90 146H91ZM140 145H141V143H139ZM138 144V145H139ZM185 144V143H184ZM187 144V143H186ZM153 145V144H152ZM23 146V145H22ZM141 146V147H142ZM169 146H166V152H162V150L160 151V152H156L157 154H155V158L154 159H161V161L162 160H164L165 161V159H168L169 157H171V155H172V157L173 156H175L174 154H173V152H172V150H169ZM81 147H83V150H78V149H81ZM183 148H184V146H182ZM52 149V150H51ZM138 149V148H137ZM160 149V148H159ZM178 149H179V147H178ZM178 149H175L174 151H177ZM13 150V151H12ZM46 150H43V151H46ZM76 150H78V152H77V155H76ZM7 151V152H6ZM39 151H41V150H39ZM212 151H214V150H212ZM234 151V152H233ZM232 152H226V153H220V152H216L217 154H219V155H221L220 157L221 158H229V159H231V157H233V158H236V157H238L239 158V156H241L239 153L238 154H236L235 155V151L236 150H233ZM4 152V153H3ZM51 152H52V154H51ZM55 152H58L57 154H55ZM149 152V151H148ZM148 152H147V154H148ZM222 152V151H221ZM110 153V152H109ZM167 153H169V154H167ZM171 153V154H170ZM201 154L200 155H204V157H200V158H205L206 157V155H207V152L204 154L203 152H200ZM19 154V153H18ZM179 154V153H178ZM208 154H211V151L208 153ZM4 155V156H5ZM50 155H48V156H50ZM102 155V154H101ZM101 155L99 156V157H101ZM110 154H108V156H109ZM170 155V156H169ZM183 155V158L181 157V159L180 160H175L176 162H178L177 163V165H174L172 168H174L175 169V167H179L181 170H184V171H186V173L189 175V174H191V173H198V172H205V171H207V167L205 166H203V165H201V167H200V169H189L188 168V166H181V164L182 163H185V162H182V160L185 158H193L194 159V153H192V152H185L184 154H182ZM181 155V156H182ZM199 155V154H198ZM198 155H195V156H198ZM1 157L2 159L3 158H5V159H8V157H9V155H8V157ZM38 156H40V155H38ZM77 156V157H76ZM105 156H106V154H105ZM12 157L14 158V156H11V160H12ZM32 157V156H31ZM46 157V156H45ZM146 157V156H145ZM0 158V159H1ZM47 158V157H46ZM102 158H105V157H102ZM107 158H109V157H107ZM111 158V157H110ZM134 157H132L131 158V162H130V164L133 166V167H139V166H143L142 164L143 163H147L146 161H143V160H141V161H139V160H135V159H133ZM180 158V157H179ZM25 159V158H24ZM33 159V158H32ZM50 159H51V157H50ZM99 159V158H98ZM115 158H113V160H114ZM138 159H139V157H138ZM40 160V159H39ZM100 160V159H99ZM151 160H153V159H151ZM170 160V159H169ZM173 160V159H172ZM187 160V159H186ZM189 160V159H188ZM5 161V160H4ZM22 161H23V159H22ZM31 161V160H30ZM45 161V160H44ZM108 161V160H107ZM129 161H130V159H129ZM185 161V160H184ZM245 161H247V160H245ZM97 162H98V160H97ZM106 162V161H105ZM109 162V161H108ZM111 162V161H110ZM123 162V161H122ZM207 162V161H206ZM22 163H24V162H22ZM27 163V162H26ZM25 163V164H26ZM34 163V162H33ZM102 163H104V162H102ZM123 163H125V162H123ZM231 163H232V161H231ZM20 164H21V162H19V163H17V165L18 166H20ZM4 165V164H3ZM105 165V164H104ZM173 165V164H172ZM180 165V166H179ZM18 166H16V165H14V166H12V167H10V168H7V169H2L3 170V172H1L0 171V187H3V186H5L6 184H13V183H16L17 182V179H16V173H15V171H17V169H19L20 170V168L18 167ZM79 166V167H78ZM146 166H149V165H146ZM213 166H215L214 164H213ZM39 167V166H38ZM44 167H46V169L44 168ZM72 167V166H71ZM106 167V166H105ZM25 168V167H24ZM48 168V169H47ZM97 168V167H96ZM98 168H100V165L98 164ZM150 168H151V166H150ZM191 168V167H190ZM227 168V167H226ZM37 169V170H36ZM82 169V168H81ZM25 170V171H26ZM107 170H109V169H107ZM141 170V169H140ZM25 171H23V174L25 175L26 174V172ZM47 171V172H46ZM66 171V170H65ZM69 171V170H68ZM89 171V170H88ZM103 171V170H102ZM105 171V170H104ZM21 172V171H20ZM25 172V173H24ZM30 171H29V173H31ZM50 172V171H49ZM53 172H54V174H53ZM53 172H51V174H53V175H55V174H57L59 171H53ZM139 172H141V171H139ZM81 174L79 175L78 173V175L79 176H75V173H74V175H64V176H61L63 179H64V181H62V182H53V181H49V182H47V183H45V188L46 189H48V191H52V189H54V190H57L59 193V196H60V198H59V201H57V203H59V202H61V200H64V201H66L69 205H71V204H76L75 202H73L72 203V200H74V199H81L85 194H86V192H88V191H90V190H92L93 189V187H97V186H92L90 183H82V184H80V182H79V180H84V178H87V179H90L91 181L92 180H95L96 179V177L98 176V173L97 172H95V173H90V172H87V173H83V172H80ZM97 173V174H96ZM110 173V172H109ZM109 173H107V174H109ZM50 174V173H49ZM59 174V173H58ZM76 174V175H77ZM52 175V176H53ZM27 176H29V174L27 175ZM192 176V175H191ZM22 177H24L23 175H22ZM48 177V176H47ZM40 178V177H39ZM38 178V179H39ZM37 179V178H36ZM33 181V180H32ZM88 181V180H87ZM188 181V180H187ZM38 182H41V184H42V181H38ZM29 183H30V181H29ZM34 183H37V182H34ZM138 183H140V182H138ZM31 184H33V182H31L29 185H25V186H23V187H19V188H17V190L15 191V193L18 195V194H21V195H26V196H29V198H30V196H32L33 194H35V193H33L34 191H35V189H34V191L32 190L33 188L30 186ZM38 184V183H37ZM142 184V183H141ZM33 185H35V184H33ZM184 185V184H183ZM186 185V184H185ZM37 186V185H36ZM138 186V185H137ZM35 187V186H34ZM42 187V186H41ZM133 187H134V185H133ZM136 187V186H135ZM36 188V187H35ZM127 189V188H126ZM130 189V187L128 188V190ZM128 190H126V191H128ZM33 193V194H32ZM15 194V195H16ZM12 195V194H11ZM36 195V194H35ZM79 195H80V197H79ZM78 196V197H77ZM33 197H34V195H33ZM44 197V196H43ZM46 197V196H45ZM57 197V196H56ZM28 198V199H29ZM192 198V197H191ZM27 199V198H26ZM43 199V198H42ZM44 199H47V198H44ZM56 199V198H55ZM97 199V197H93V200H96ZM189 199V198H188ZM41 200V199H40ZM175 200V199H174ZM245 200V199H244ZM29 201V200H28ZM45 201V200H44ZM139 201H144V199H143V197H142V199H140ZM36 202V201H35ZM42 202V201H41ZM47 202V201H46ZM56 202V201H55ZM219 202V201H218ZM25 203H27L26 205H25ZM24 203V205H25V207L23 206V208H29L28 207V205H29V203L28 202H25ZM40 203V202H39ZM137 203V202H136ZM180 203V202H179ZM208 203V202H207ZM210 203H212V204H215V203H213V201H211ZM48 204H50V203H48ZM53 204V203H52ZM65 204V203H64ZM13 205H15V204H13ZM51 205V204H50ZM49 205V206H50ZM222 205V204H221ZM226 205V204H225ZM224 204L221 206V207H217V208H221V209H223L224 207L223 206H225ZM228 205V204H227ZM43 206H45V204H43ZM228 206H230V205H228ZM32 207V206H31ZM38 207V206H37ZM39 207H40V205H39ZM227 207V206H226ZM205 208H207V206H205ZM213 208H216V206L215 207H213ZM16 209L18 210V208L16 207ZM21 209V208H20ZM224 209H226V208H224ZM28 210V209H27ZM7 211H12V208H9V209H6V210H4V211H2V212H0V215H5L6 214V212ZM174 211V210H173ZM172 211V212H173ZM189 212V211H188ZM174 213V212H173ZM31 214V213H30ZM259 214V213H258ZM260 216V215H259ZM83 217V216H82ZM258 217V216H257ZM3 219V218H2ZM83 219V218H82ZM81 219V220H82ZM91 219V218H90ZM27 219H25V217L24 218H22L21 219V221L19 222L18 221V223L19 224H17L15 227H13V228H16V227H18V228H16L15 229V231H17V233L18 234H21V228H25V227H28V222L26 221ZM84 220V219H83ZM88 219H86V221H87ZM17 221V220H16ZM29 221V220H28ZM30 224V223H29ZM79 224V223H78ZM77 224V225H78ZM37 225V224H36ZM43 227V226H42ZM11 228H12V226H11ZM44 228V227H43ZM93 228V227H92ZM94 229V228H93ZM91 230V229H90ZM8 232V231H7ZM23 232V231H22ZM29 232V231H28ZM27 232V233H28ZM23 233H25V232H23ZM31 233V232H30ZM66 233V232H65ZM11 234V233H10ZM18 234H16V235H18ZM29 234V233H28ZM43 234V233H42ZM71 234V233H70ZM15 235V236H16ZM24 235V234H23ZM30 235V234H29ZM44 235V234H43ZM66 235V234H65ZM78 235V234H77ZM76 235V236H77ZM19 236V235H18ZM22 236V235H21ZM41 236V235H40ZM25 237H27V235L25 236ZM35 237V236H34ZM73 237V236H72ZM30 238V237H29ZM22 239H25L23 236H22V238H21V240H20V243H21V241H22ZM31 239V238H30ZM45 239V238H44ZM69 239H70V237H69ZM27 240V239H26ZM40 240V239H39ZM38 240V241H39ZM42 240V239H41ZM63 240V239H62ZM17 241V240H16ZM15 241V242H16ZM36 241V240H35ZM46 241V240H45ZM237 241V240H236ZM238 241L240 242V243H234V245H227L228 246V248L229 249H234V247H241V248H243L244 246H246V245H244V241L243 240H239L238 239ZM260 241V240H259ZM18 242V241H17ZM16 242V243H17ZM44 244H45V242L44 241H42ZM53 242V241H52ZM52 242H50V243H52ZM257 242V241H256ZM19 243V242H18ZM35 243V242H34ZM38 243H40L39 245H41L42 243L41 242H38ZM47 243V242H46ZM49 243V244H50ZM65 243V242H64ZM22 244V243H21ZM20 244V246H22ZM48 244V243H47ZM248 244V243H247ZM52 245H54V243H52ZM51 245V246H52ZM253 245V244H252ZM18 246V245H17ZM38 246V245H37ZM45 246V245H44ZM248 246H249V244H248ZM18 248V247H17ZM48 248V247H47ZM138 249V248H137ZM3 251V250H2ZM7 251V250H6ZM83 252H84V250H83ZM82 252V254H84ZM77 253V252H76ZM5 256H8V255H5ZM39 256V255H38ZM40 257H42V255L40 256ZM39 258V257H38ZM54 257H52V259H51V261H56V259H53ZM42 259H44V258H42ZM59 260H60V258H58ZM98 260V259H97ZM49 262V261H48Z\"/></svg>",
    "mask_w": 264,
    "mask_h": 264
}]
</instances>
